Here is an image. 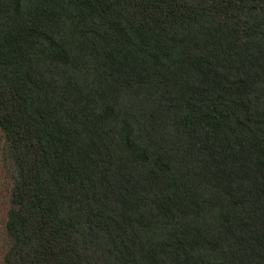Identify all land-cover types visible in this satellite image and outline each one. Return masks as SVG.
<instances>
[{"label": "trees", "instance_id": "16d2710c", "mask_svg": "<svg viewBox=\"0 0 264 264\" xmlns=\"http://www.w3.org/2000/svg\"><path fill=\"white\" fill-rule=\"evenodd\" d=\"M0 264H264V0H0Z\"/></svg>", "mask_w": 264, "mask_h": 264}, {"label": "rangeland", "instance_id": "374dc122", "mask_svg": "<svg viewBox=\"0 0 264 264\" xmlns=\"http://www.w3.org/2000/svg\"><path fill=\"white\" fill-rule=\"evenodd\" d=\"M4 176V172L0 171V179ZM5 194V189L4 186L0 182V258H1V245L3 243V234H2V229L3 225L6 220V209H7V202L6 199L4 198Z\"/></svg>", "mask_w": 264, "mask_h": 264}]
</instances>
